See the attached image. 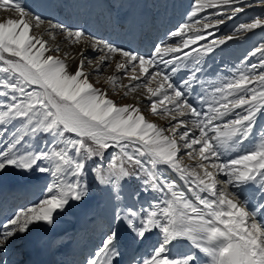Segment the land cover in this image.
<instances>
[{
    "label": "snow or ice",
    "instance_id": "1",
    "mask_svg": "<svg viewBox=\"0 0 264 264\" xmlns=\"http://www.w3.org/2000/svg\"><path fill=\"white\" fill-rule=\"evenodd\" d=\"M222 6L229 14L212 13L220 17L214 23L208 16L198 18ZM245 7L252 5L193 0L188 19L169 34L174 42L156 45L144 56L46 21L20 0H0V10L17 14L0 21V173L12 168L51 177L41 199L0 223V264H19L6 259L17 237L34 225L52 226L73 202H83L89 176L116 201L125 182L135 180L140 187L132 194L134 203L114 206L117 227L103 234L87 264H120V225L138 244L155 237L150 252L133 264H198L201 255L205 264H264V132L253 139L257 118L264 114V44L248 54L259 53V64H248L246 57L244 69L219 81H201L199 75L203 56L242 33L264 29V18L192 47L206 40V30ZM57 34L76 51L61 55ZM89 50L96 55L89 56ZM108 69L112 74L105 83L113 94L117 89L125 97L139 92L135 104L118 105L91 82L93 73L99 77ZM198 87L203 91L197 93ZM144 100L153 116L168 121L166 127L145 118ZM246 141H251L247 147ZM185 157L194 163H185ZM166 171L183 181L190 195ZM141 193L154 200L145 206ZM183 241L196 251L173 255Z\"/></svg>",
    "mask_w": 264,
    "mask_h": 264
},
{
    "label": "bare ground",
    "instance_id": "2",
    "mask_svg": "<svg viewBox=\"0 0 264 264\" xmlns=\"http://www.w3.org/2000/svg\"><path fill=\"white\" fill-rule=\"evenodd\" d=\"M101 1L102 3L104 1L105 5L100 8L97 12H89L92 16V19H89L90 21L88 20L87 23L84 25L87 26L84 32L89 36L109 41L116 46L123 47L127 50L134 51L144 56L150 55L156 45H166L172 44L174 42L176 38H171L169 34L171 31L175 30L180 24L184 23L188 19L187 14L190 12L191 6L193 4V0ZM95 2H97V0H91L90 3H85L86 6L82 9L84 15L88 16L87 11H85L88 7L87 5H89L90 7V5H93ZM242 3L245 6L251 4L252 7H245V11L237 14V16L232 20L225 19V22L219 25L218 27L206 30L204 33L207 37L206 40H202L198 42V44L193 45L192 47L201 48L203 45L209 43L214 39H220L233 34L236 27L240 23H242L243 19L248 15H255V18H264V4H261L260 0H242ZM236 6L240 5H233V7ZM57 8L59 14H54V17L58 18V15H63V17H60L59 19H61L62 21L67 20L65 19L68 14L67 3L62 4L59 2ZM217 11H219L222 16H226L227 14H229L228 6H222L219 9H207L204 12L199 13L198 18L208 16L210 17L211 22L214 23L216 19L220 18L212 15V13H215ZM94 19H97V21H94ZM79 22L80 19L75 21L74 19L72 21L67 20L65 25L69 26V28L71 29H78V27L80 26ZM46 28L47 25L45 24L38 31L44 32ZM97 28L101 29L99 33L97 32ZM126 33H129L128 36H130V38H126L124 40L123 37ZM260 37L264 38V29H255L252 32L242 33L238 36V38L229 40L225 44L215 47L213 52L202 57L201 67L203 71L199 74L200 80H224L225 78H227L226 76H228L229 73H231L233 70L244 69L246 67V57L248 64H259L261 60L259 53H257L256 56H248V54L255 48L259 47L258 42ZM44 39L49 40V37L45 34ZM131 39L136 40L137 43H141L143 45V48L138 49L137 46L131 44ZM49 42H55L61 45V55L64 51H76V49L74 48H66L64 44V37L59 34H57L54 42ZM185 51H190V49H185ZM87 54L89 56L96 55L92 53L91 50H89ZM196 55V52H192V56ZM69 65L70 70L75 69V64L71 61H69ZM191 66L192 65L190 64L189 67ZM161 67H163V65H161ZM111 74V69L102 72L99 77L95 73H93L90 76V80L96 87L102 90H106L108 92L109 98L115 101L118 105L135 104L136 100L134 99V97L139 96V92L130 94L129 96L125 97L123 95L122 90L117 89L116 94H113L112 88L105 83V77ZM174 78L178 79V77ZM123 83L126 84L127 80H124ZM197 90L198 93L203 91V89L200 88ZM146 103V100L142 101L140 107L143 114L147 115V120L156 123L157 125L166 127L168 121L153 116L151 112L144 107ZM262 116L260 115L258 116V118ZM255 131L253 132V139H255L257 136L255 135ZM245 147H247L246 142ZM239 152L240 149H237L234 153H232V155H236ZM185 163H194V161H188L185 157ZM161 170L164 171L163 169ZM164 173L166 176H168L169 179H175L177 181L178 187L181 190L185 191L187 195H190V193H187V189L185 188L183 181L179 180V178L174 173H172L171 171H166ZM1 174L4 175L3 173ZM34 179H21L19 181H16L15 183H11L10 174L8 175L6 173V175L3 176L2 179H0V198L2 199L6 196V194H13L11 200H14L13 203L15 204V206L19 205L20 203H23L24 201L27 202L28 200L32 201L31 204L37 202L38 199L41 198L40 196H43V192L39 193L40 185H35ZM10 188H12V191L10 190ZM106 192L108 194V197L104 199L101 198L99 202V204H102L103 208L101 207L99 211L97 210L95 212L97 219L99 220H110L109 216L113 214V208L117 203L121 205L127 204V191L121 192L120 201H116L109 191L106 190ZM26 196H28V198ZM103 203L106 205L104 206ZM1 209L2 208L0 207V210ZM76 210H79V214L81 215L87 214L86 208L83 206L82 202L76 205ZM69 216H72V214H69ZM63 218L64 217L60 218V225L58 229L54 227V224L50 227H37V230L30 244L28 242L25 243L23 241L25 236L22 238L17 237L13 241L17 242V245H13V242L9 245L8 252L11 256V261H19V263L22 262L25 264H53V261L55 259L53 255L50 254V251L52 250L55 253V251L53 250L54 244L57 242L58 239H60L61 233L59 235L57 231L62 232L65 229L63 228L64 224L62 223ZM89 218H91V221H94L93 217ZM5 220L6 219H4L3 217H0V223L5 222ZM121 228H123V232L119 231V240L123 243L124 248L127 250L126 259L123 261L122 264H128L130 260L143 257L150 252L152 244L145 243L138 244L137 246H135V242L129 230L125 226ZM69 230H74V225L71 226ZM69 247L70 248L63 250L61 255H59L62 257L64 262H66L67 260L70 262L74 260L76 261L77 259H80L82 255H85L81 254L79 250H76L74 246ZM187 247L191 248L189 243H185L184 245L183 241V247L174 248L172 254L177 255L180 252H184L185 249L186 252H188ZM65 255H67L68 257L65 258ZM89 257L90 256H88V258ZM17 258H22V260H18ZM87 260L84 264H87ZM205 261L206 258L201 255L198 264H205Z\"/></svg>",
    "mask_w": 264,
    "mask_h": 264
},
{
    "label": "rangeland",
    "instance_id": "3",
    "mask_svg": "<svg viewBox=\"0 0 264 264\" xmlns=\"http://www.w3.org/2000/svg\"><path fill=\"white\" fill-rule=\"evenodd\" d=\"M20 2L22 3V6H24L25 9L30 11L31 13H34L35 15L40 16L41 18H43L46 21L51 20L54 23L63 24L67 28H69V26L65 25L67 20L72 21L74 19V21H75V20L80 19V22H79L80 26L78 27V29H82L83 31L86 30V27H87L84 25L87 23V21L89 19H92V16L89 12L90 11L97 12L100 8H102L105 5V2L103 1V3H102L101 0H97V2H95L93 5H90V7H89V5H87L88 7L86 8L85 11H87L88 16H86L83 14L82 9L86 6L85 3H90L91 0H69V1L68 0H20ZM59 2L62 4L67 3V6H68V14H67V17L65 18L67 20H65V21H62L61 19H59L60 17L62 18L63 15H58L59 16L58 18L54 17V19H52L53 15L54 14L56 15V13H57V12L53 13V7L55 8ZM57 14H59V13H57ZM10 17L11 18H17V14L12 13V12H8V11H4V10H0V21L6 20L7 18H10ZM255 17H256L255 15H248L243 19L242 23L252 21L253 19H255ZM94 21H97V19L96 20L94 19ZM97 30L96 31L99 33V31L101 29L97 28ZM128 35H129V33L124 34L123 39L124 40L126 38L129 39L130 36H128ZM130 43L137 46L138 49L143 48V45L141 43H137L136 40H134V39H131ZM261 44H264V38H262V37H260V39H259L258 46H260ZM236 70H233L231 73L235 72ZM231 73H229V75L226 77H230L232 75ZM197 89H199V88H197ZM144 115H145V118L147 119V115L146 114H144ZM262 115H264V114H262ZM259 118H261V119H259ZM259 118H257L256 125L254 128V131L256 130L255 135H257V136L261 132H264V116L259 117ZM11 130L12 129L9 130V134H11ZM41 140H43V142L45 144L47 143V140H45L44 138H41ZM41 140H37V141H35V143L39 144V143H41ZM250 144H251V141H246V146H249ZM0 147H2V145H0ZM109 151L111 152V151H115V150L110 149ZM95 159L97 162L100 161L99 157H97ZM89 163L91 164L92 162L90 161ZM104 166L106 167V162H105ZM6 173L8 175L10 174V182L11 183H15L16 181H19L21 179H30V178L34 179L35 178L34 179L35 185H40L39 193L44 192L46 185L51 180V177L48 176L47 174H41L37 171H33L31 173L19 172L15 169H12V168H8L6 171H4L3 172L4 175H2L0 173V175H1L0 179H2V177L5 176ZM87 182L89 185V195L82 202L83 206L86 208L87 214H84V215L79 214V210H76V205H78V204L73 202L63 214L57 216L55 219L54 227L58 229L59 225H60V218L64 217L62 220V223L64 224L63 228H65V229L62 232L57 231V233L59 235L61 233V236H60V239L57 240V242L54 244V247H53V250L55 251L56 255L52 250L50 251V254L53 255L54 259L56 260V261L55 260L53 261V264H57L56 263L57 261L62 262V263L58 262V264H67V262H70L68 260L66 262H64L62 257L59 256V255H61L63 250L70 248L69 246H74V248H76V250H79L81 252V254H86V255L90 254L92 249L93 248L96 249L97 246L100 244L101 238H102L103 234L106 232V230L108 231V229L110 227H113L115 225L112 222V215L113 214L110 215V220H104V219L99 220V219H97V216L95 213L97 210L99 211L101 207L103 208L102 204H99L100 199L101 198L104 199V198L108 197V194L106 192V188L98 185L92 179L91 176L88 177ZM139 187H140V185H139L138 181L133 180V181L125 182V186H124L122 191H127V195H128L127 200H129V201H127V204H132L136 201L137 197H135L132 194L136 191H139ZM10 190L12 191V188H10ZM8 197H10V195ZM8 197L5 196L4 199L0 200V202L2 201V203L5 205V207H9L11 205V203L8 202V200H10ZM40 197L42 198V196H40ZM41 198H39V199H41ZM5 199H7V200H5ZM138 199H139L140 203L145 204V206H147V204L149 202H152L154 200V196L150 195L148 193H141L140 196L138 197ZM31 203H32V201H30V200H28L27 202L24 201L23 203H20L19 205L15 206V207H18L16 211L20 210L21 208H26L27 206L31 205ZM105 205L106 204H104V206ZM90 211H91V215H90ZM69 214H72V216H69ZM6 215H7V218H4V219H8V217L10 215H12V213L6 214ZM13 215H14V213H13ZM89 217H93L94 221L93 220L91 221L90 220L91 218H89ZM73 225H74V230L70 231L69 229ZM40 226H44V225H40ZM40 226H36V225L32 226L30 232L25 235L23 241L25 243L28 242L30 244V242L32 241L33 236L37 230L36 228L37 227L39 228ZM114 227H117V226L115 225ZM121 227H124V225L123 226L120 225V231L123 232V228H121ZM154 239H155L154 235L150 236L149 239L146 240L143 244H145V243L153 244ZM185 243L188 244L187 241H184V245H185ZM13 245H17V242H13ZM137 245H138V243L135 242V246H137ZM187 250L193 251V252L196 251L195 249H191V248H188ZM184 252H186V249L184 250ZM66 257H68V256L65 255V258ZM86 258L87 257L84 255L79 260L80 261L82 260V262L85 263ZM6 259L11 261V256H10L9 252L6 256ZM17 259L19 260L20 258H17ZM20 260H22V258ZM79 260H78V262H79ZM133 261H134L133 259L130 260L128 262V264H133ZM72 262H70V263H72ZM19 264H25V263L20 262Z\"/></svg>",
    "mask_w": 264,
    "mask_h": 264
}]
</instances>
